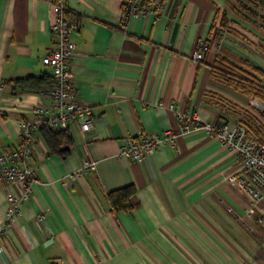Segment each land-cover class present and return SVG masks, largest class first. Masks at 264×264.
<instances>
[{"label":"crops","instance_id":"obj_1","mask_svg":"<svg viewBox=\"0 0 264 264\" xmlns=\"http://www.w3.org/2000/svg\"><path fill=\"white\" fill-rule=\"evenodd\" d=\"M53 1L0 0V151L20 146L18 120L31 118L40 98L10 81L52 76L41 58L55 44ZM67 1L80 21L74 93L92 106L94 128L83 134L74 126L60 152L38 134L29 161L33 197L0 238V264H264L256 241L264 231L257 221L245 229L250 201L231 181L243 163L205 128L183 132L170 109L178 103L192 125L197 117L230 129L247 121L254 97L215 76L213 65L222 48L263 70L264 56L253 60L218 41L228 0H162L158 14L130 18L125 0ZM200 41L211 49L195 61ZM168 130L178 134L173 146L142 161L120 156L126 139ZM88 161L95 168L82 171ZM128 184L140 205L116 212L108 194ZM8 190L20 192L0 181V224Z\"/></svg>","mask_w":264,"mask_h":264},{"label":"built area","instance_id":"obj_2","mask_svg":"<svg viewBox=\"0 0 264 264\" xmlns=\"http://www.w3.org/2000/svg\"><path fill=\"white\" fill-rule=\"evenodd\" d=\"M126 18L133 16H146L158 14L162 9V0H125ZM55 19L52 24V34L55 44L42 56L44 65L51 68L54 85L52 88L37 91L39 101L33 108V115L29 119L18 120L21 130V144L18 148L8 152L0 151V181L16 184L20 188L18 194L7 191V222L0 224V238L6 237L8 223L18 218L20 205L28 202L33 197L32 185L36 182V176L29 165L34 153V147L38 134L45 125L70 132L78 127L83 134H87L94 128L93 108L90 104L78 99L73 88V61L78 55L76 44L72 35L78 31L80 21L70 15V7L67 0H54ZM211 45L206 41H200L193 59L204 60L210 51ZM175 112L176 119L180 122L183 132H189L193 128H205L209 134L220 140L229 150L234 151L244 165L242 172L232 178V184L236 185L250 201L245 208L241 221L246 230L253 231L254 221L259 222L264 231V100L254 98L243 113L252 116L254 123L239 121L235 127L215 126L209 122H203L199 117L195 124L185 123L188 115L183 112L178 103L170 106ZM178 134L168 130L161 134L147 135L136 140L128 138L120 148V156L134 161H142L154 150L162 146H173ZM95 162H86L82 171L95 168ZM261 210V213H260ZM39 220H44V214L38 215ZM50 264H65L62 259H53Z\"/></svg>","mask_w":264,"mask_h":264},{"label":"trees","instance_id":"obj_3","mask_svg":"<svg viewBox=\"0 0 264 264\" xmlns=\"http://www.w3.org/2000/svg\"><path fill=\"white\" fill-rule=\"evenodd\" d=\"M264 2V0H262ZM227 17L223 16L221 25L227 26ZM222 54L213 65V73L219 79L225 81L242 93L264 100V70L248 59L235 56L231 58L226 56L225 48H222ZM220 50V51H221ZM10 83L16 88L39 91L41 89L52 88L54 85L53 77L47 74L42 76H29L11 80ZM264 119V113H262ZM246 119L252 124V116L246 115ZM254 125H256L254 123ZM257 126V125H256ZM258 127V126H257ZM258 130H263L258 127ZM41 135L47 145L53 152H60L62 145L71 144L66 131L51 128L45 125L41 130ZM62 153V152H61ZM65 155V153H62ZM137 189L134 184H128L124 187L112 190L108 194V200L111 207L116 212H130L139 207L140 203L136 199Z\"/></svg>","mask_w":264,"mask_h":264},{"label":"rangeland","instance_id":"obj_4","mask_svg":"<svg viewBox=\"0 0 264 264\" xmlns=\"http://www.w3.org/2000/svg\"><path fill=\"white\" fill-rule=\"evenodd\" d=\"M228 11V24L223 31L225 35H220L218 41L227 42L242 55L253 60L257 59L258 54L264 56V2L228 0ZM256 241L259 251L263 250L264 240Z\"/></svg>","mask_w":264,"mask_h":264}]
</instances>
